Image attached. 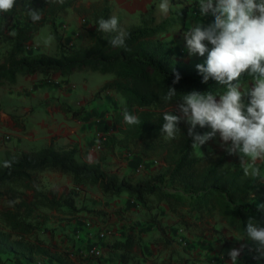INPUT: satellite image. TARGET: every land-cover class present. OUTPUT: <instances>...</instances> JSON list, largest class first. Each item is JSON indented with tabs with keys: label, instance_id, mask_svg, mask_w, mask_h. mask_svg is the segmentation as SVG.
I'll list each match as a JSON object with an SVG mask.
<instances>
[{
	"label": "trees",
	"instance_id": "obj_1",
	"mask_svg": "<svg viewBox=\"0 0 264 264\" xmlns=\"http://www.w3.org/2000/svg\"><path fill=\"white\" fill-rule=\"evenodd\" d=\"M77 0H17L7 13H0V85L14 84L17 74L40 73L48 77L58 72L68 76L75 71L90 70L112 74L110 81L101 90L118 93L125 107L116 112V123L124 127L118 139L114 134L100 138L103 150L116 145L139 140L146 155H157L161 162L157 172L139 180L104 171L99 162L78 161L76 146L57 147L53 142L39 148L6 149L0 163V200L7 197V204L0 208V264H7L13 257L30 262L35 256H46L57 264H77L68 255L52 250L39 239L30 240L40 223L34 214L40 208L59 210L67 207L69 213L80 211L74 203V194H57L55 190L44 191L38 186V174L44 171L68 174L75 188L85 184L94 185L106 195L127 193L134 201L147 207L148 197L156 202L166 201L175 205H186L189 211L204 212L211 216L217 213L229 226L244 229L247 219L258 218L256 204L264 203V175L259 178L245 176L239 161L232 168L224 166L223 158L211 156L198 158L192 148V139L187 134L188 126H179L174 140L165 141L160 128L163 114L176 106L184 93L226 91L214 80L201 83L195 65L175 58V51L156 35L163 32L169 22L156 26H136L127 32V50L112 47L110 34L97 31V21L110 17V8L105 1L89 5L78 4ZM30 8L40 9L42 19L32 22L27 15ZM68 8L81 15L86 23L89 42L86 45L70 46L62 43L58 35L57 19ZM49 24L56 41L57 53H34L28 48L39 29ZM181 76L173 85L174 73ZM242 80H253L247 73ZM174 87L177 95L166 101L168 87ZM63 110L77 111L69 106ZM128 111L139 117L140 123H124L123 113ZM197 131L204 129L197 127ZM7 163V166H6ZM166 184V185H164ZM30 192V193H27ZM256 198V199H255ZM255 199V200H254ZM138 236L133 228L122 241L107 244L112 257L127 262Z\"/></svg>",
	"mask_w": 264,
	"mask_h": 264
},
{
	"label": "crops",
	"instance_id": "obj_2",
	"mask_svg": "<svg viewBox=\"0 0 264 264\" xmlns=\"http://www.w3.org/2000/svg\"><path fill=\"white\" fill-rule=\"evenodd\" d=\"M100 1L107 3L110 16H117L120 26L126 31L136 26L152 27L168 21L169 26L156 37L175 51V58L191 65L203 63L206 59L207 54L205 57H189L183 39V32L190 22L203 19L207 24L214 19L211 16H199V0H171L174 7L167 16L162 15L159 8L161 0H77L76 5ZM74 12L75 20L79 19L81 15L72 8L63 13L64 19L68 21L73 18ZM49 79L60 82L51 83ZM111 79L97 78V84L90 87L89 77L76 72L68 76L55 72L46 78L40 73H33L17 74L14 84L0 85V163L6 149L39 148L52 141L57 144L68 141L77 137L74 130L79 126H83V130H80L82 136L87 134L88 121L75 120L78 114L73 117L63 107L69 106L75 110L73 107L82 104L85 107L83 115L86 117L102 109H114V112L123 109L125 102L118 93L109 89L100 91L104 83ZM97 92L99 95L94 97ZM117 105L119 108H116ZM194 153L198 158H223L224 166L227 164L229 168L239 161L238 156L229 155L220 146L218 138L200 148H194ZM226 160L232 161V164L229 165ZM261 175H264V168L261 169ZM105 196L110 203L97 206L98 210L88 213L92 219L97 220L94 229L82 231L75 227V256L83 258L80 254H84V248L93 242L105 248L110 242L124 240L130 228L136 232L138 244L133 248L128 261L121 262L111 255V260H107L106 264H231L229 250L239 248L243 242L239 240L243 238V229L227 225L217 213L209 216L204 212L189 211V198L184 199L186 205L160 201L154 207L148 204L143 207L125 192ZM89 202V199L85 200V205L90 208L97 205L92 206ZM75 225L82 226L79 223ZM180 226L184 229L183 242L177 240ZM106 228L111 229L112 233L106 237L100 236L101 230ZM43 261L57 264L40 255L30 262L21 259L14 262L45 264ZM237 264H257V261L245 249L238 257ZM260 264H264V261H260Z\"/></svg>",
	"mask_w": 264,
	"mask_h": 264
},
{
	"label": "clouds",
	"instance_id": "obj_3",
	"mask_svg": "<svg viewBox=\"0 0 264 264\" xmlns=\"http://www.w3.org/2000/svg\"><path fill=\"white\" fill-rule=\"evenodd\" d=\"M16 3L0 0V13H7ZM173 7L171 0H161L159 5L165 16ZM198 8L201 18L214 19L207 24L203 19L188 24L183 32L187 55L207 54L203 63L195 65L201 83L214 80L226 86V91L184 93L177 104L180 114H163L161 135L165 141L176 139L181 133L178 125L184 122L192 148L218 138L229 155L238 156L245 176L259 178L264 168V0H199ZM27 15L34 23L42 19L40 9L30 8ZM97 31L111 35L108 43L112 47L127 50L129 33L120 26L117 16L101 17ZM245 73L254 81L247 87L241 79ZM180 79V74L174 73L172 84ZM176 95V89L170 86L163 98L170 102ZM123 120L128 125L140 123L137 115L126 110ZM197 127L208 130L200 133ZM256 212L258 218L250 216L246 221L240 247L228 252L231 264H237L245 249L257 264L264 261V203L256 204Z\"/></svg>",
	"mask_w": 264,
	"mask_h": 264
},
{
	"label": "rangeland",
	"instance_id": "obj_4",
	"mask_svg": "<svg viewBox=\"0 0 264 264\" xmlns=\"http://www.w3.org/2000/svg\"><path fill=\"white\" fill-rule=\"evenodd\" d=\"M64 17V14H61L56 22L58 35L61 37L62 43H65L68 47L88 44L89 35L87 33V28L90 26V23H86L81 16H79V19L75 20V12L73 13V18L69 19L68 21H66ZM28 48H30V50H32L34 53H57L56 41L52 36L51 27L49 24H45L39 29L34 37V40L31 41ZM3 49V47H0V54L3 52ZM75 72L78 75L88 76L89 82L91 84L90 87H93L95 84H97V78L103 79L107 77H113V75L109 73L102 74L90 70ZM49 80H51V83L60 82L54 81L53 79ZM244 81L246 87L248 84L254 82L253 80ZM98 95L99 93L97 92L94 97H97ZM94 97L90 98L88 102H90ZM73 108H75V110L78 112V116L74 119L80 120L82 122L88 121L89 130L86 131L87 134L82 136V132H80V130H83V126H79L74 130L77 137L74 136L73 139L61 141L58 144L52 141L54 144L56 143L55 145L57 147L76 146L78 161H87L90 163L99 162L101 168L104 171L116 173L119 176H127L132 180L144 179L152 173L158 171L161 165L159 157H157V155H146L143 151L145 145L139 140L116 145L114 149L103 150L100 147V138H102L104 134H114L118 139L123 137V134L120 133V130L122 127H124V125L115 122L114 116L116 112H114V109H102V111H98L97 113L90 114L88 117H86L83 115V112H85L84 105L79 104ZM116 108H119V105H117ZM169 111L175 115L180 114L177 111V105L172 107ZM182 125L188 126L184 122H181L178 126ZM103 131L106 133H102ZM226 161L225 163H227ZM228 162L229 165L232 164V161ZM37 180L39 188L44 191H49L52 189L55 190L57 194H69L71 191H73L74 203L77 207H81L82 209L80 211L74 210L73 213H69L67 207H62L59 210L40 208L34 214V220L39 221L40 226L36 232L28 236V238L30 240H34L35 238L41 240L52 250L64 255H68V258H70V260L73 262H77V264H106L107 260H111V254L109 253L107 247L103 248V256L101 258H91L85 255V253L80 254L83 256V258L79 255L75 256V245L77 244L75 242V227L80 228L82 231L85 229L88 230L84 224L85 222H90L92 226L90 230L94 229L97 224V220L92 219L88 213L98 210L97 206H107L110 203V200L107 198V196L101 193L94 185L85 184L80 188H75L71 182V177L65 173L44 171L38 174ZM27 193L30 192L27 191ZM87 199L90 200L89 204L92 206L95 204L97 205L92 208L88 207L85 205V200ZM7 200V197H4L0 200V208L7 204ZM155 203L156 199L154 196L148 197V206L154 207ZM91 215L95 216V214ZM77 223L82 226L77 227L75 225ZM0 225L3 226L1 219ZM88 232L90 231H87V233ZM81 240L84 242L83 239ZM87 249L88 248L86 246L84 250L86 251ZM43 263L45 262L43 261ZM7 264L17 263L14 262L13 257H11V259L7 261Z\"/></svg>",
	"mask_w": 264,
	"mask_h": 264
},
{
	"label": "built area",
	"instance_id": "obj_5",
	"mask_svg": "<svg viewBox=\"0 0 264 264\" xmlns=\"http://www.w3.org/2000/svg\"><path fill=\"white\" fill-rule=\"evenodd\" d=\"M84 225L87 229H90L92 227L90 222H85ZM111 233H112V230L109 228H106L104 230H101L100 236L106 237V236H109ZM178 233H179V235H178L177 240L179 242H183L184 238H183V228L182 227L178 228ZM84 253H85V255H87L91 258H101L103 256V247L101 245L93 242L90 244V246L88 247V249ZM38 264H42V263L39 262Z\"/></svg>",
	"mask_w": 264,
	"mask_h": 264
}]
</instances>
